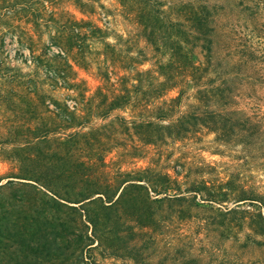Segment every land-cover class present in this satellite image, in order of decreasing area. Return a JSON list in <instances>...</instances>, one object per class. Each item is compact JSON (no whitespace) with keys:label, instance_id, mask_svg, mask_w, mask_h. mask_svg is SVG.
I'll use <instances>...</instances> for the list:
<instances>
[{"label":"rangeland","instance_id":"1","mask_svg":"<svg viewBox=\"0 0 264 264\" xmlns=\"http://www.w3.org/2000/svg\"><path fill=\"white\" fill-rule=\"evenodd\" d=\"M15 1L5 0L6 7L0 11V185H5L7 180L14 181V184L0 188V227L1 222L8 223L16 218L25 225L29 221L31 226L38 227L41 226L39 223H44L49 227L43 220L32 222L37 211L40 213L50 206L48 196L37 191L40 189L37 184L35 189L21 183L32 181L8 177L15 173H38L42 168L39 162L26 157L35 155L41 159L53 146L52 142L39 145L31 142L38 128L46 126L52 131L55 127L53 123H35V115L28 111L34 110L37 97L33 94L39 90L58 101L65 94H70V91L62 89L59 92L48 89L52 82L47 77L54 73L58 64L65 62L54 58V55L61 54L60 47L54 44V38L63 33L59 27L67 26L71 17H75L87 23L84 26L89 28L93 23L100 24V17L83 13L84 8L75 6L73 0H47L51 6L48 12L41 10V0H27L23 6L11 5ZM93 1L110 15L107 20L111 24L108 30L102 27L101 33H93L96 40L84 41L80 52L83 58L78 62L79 67L74 65L76 78L84 81L90 92L102 87L104 77H110L111 82L125 77L128 84H136V71H153L159 61L165 62L166 56L153 51L136 36L135 26L116 0ZM175 1L202 2L213 7L212 63L216 67V75L209 77L215 81L225 78L224 87L235 97V105L228 107L258 119V123H251L252 126L231 123L225 135L199 127L182 138L166 140L158 150L146 154L137 163V167H145L151 158L169 169L172 178L175 177L179 183V190L167 193H177L186 198L179 216L171 214L179 207L178 204L167 202L158 209L157 221L142 227L131 219H136L137 214L124 202L111 209L101 208V233L97 238L100 247H94L97 242L86 247L90 242L85 235H92L90 225L86 223L85 227L79 223L78 208L60 207L57 213L66 219L67 227L64 233L59 231V225L55 227L60 233L57 238L66 233V237L72 239L71 227L76 224L75 231L82 236L75 252H72L75 249L73 241L62 249L65 255L60 259L68 255V264H264V245L256 244V241H264V236L248 229V212L254 215L255 209L248 201H235L241 190H253L264 195V0ZM107 44L109 47L105 48ZM195 51L198 52L197 49ZM106 52L109 56L103 63L106 58L102 53ZM198 58L202 59L200 55ZM183 79L185 77L177 78L178 81ZM141 81L142 88L146 90L149 78L141 76ZM182 85L178 83L167 97L177 96L182 88V104H196L193 94L188 96L194 93L192 86L184 89L185 85ZM28 90L32 92L28 94L33 98L30 102L26 99ZM252 107L258 111H253ZM184 110L182 107L181 111ZM101 126L107 127L101 128L97 136L116 134V126L109 123H85L81 129L87 132L92 127ZM130 140L125 138L126 143ZM26 142L28 144L24 146ZM118 153L117 148L104 152L105 161L109 164L107 170L117 169L110 162L120 160ZM15 159L19 163L16 164ZM175 166H179L177 176L171 170ZM122 167L127 171L134 169L131 164ZM89 172L91 177L96 176L100 181L113 177L112 171L103 174L100 170ZM203 183L210 188L205 191L210 196L220 193L219 190L226 192V201L212 204L201 202L202 198L195 196L196 204H193L192 190L202 187ZM41 191L48 194L44 189ZM14 196L18 201H14ZM146 208L140 209L144 215ZM10 243L6 238L1 239L0 264L34 263L31 259L14 261ZM81 250L82 257H77Z\"/></svg>","mask_w":264,"mask_h":264},{"label":"trees","instance_id":"2","mask_svg":"<svg viewBox=\"0 0 264 264\" xmlns=\"http://www.w3.org/2000/svg\"><path fill=\"white\" fill-rule=\"evenodd\" d=\"M17 1L11 5L23 6L24 2H27ZM116 1L122 8L121 11L126 13L135 26L136 36L153 51L166 56L165 62L159 61L153 71H136V84H128L125 77H119L115 82H111L110 77H104L102 87L90 92L88 85L76 78L74 65L79 67L78 62L83 58L80 52L84 41L90 38L96 40L93 33H101L102 27L108 30L111 22L107 20L109 14L101 10L102 6L96 1L73 0L75 6L84 8L83 13L99 16L98 22L101 25L96 22L87 28L84 26L87 23L71 17L67 26L59 27L63 33L54 38L56 43L52 42L59 46L61 51V54L54 55V58L65 62L58 64L50 75L44 71V74L49 75L47 79L52 82L48 89L52 92L62 89L70 91V94L61 97V101L45 95L42 90L33 94L37 97L35 108L28 113L35 115V123H53L55 129L49 131L46 126L40 130L38 128L31 142L36 145L52 142L53 146L51 151H45L41 159L35 155L26 157L28 160L39 162L42 168L38 173H15L8 177L32 181L21 183L35 189L37 184L40 188L37 191L48 196L50 206L40 213L37 211L32 222L43 220L49 227L44 223H39L41 226L38 227L31 226L29 221L25 225L17 218L8 223L1 222L0 242L2 238L11 242L14 261L26 262L31 259L34 263L30 264H68V255L60 259L65 255L62 249H65L66 243L73 241L75 249L72 252H75L80 246L79 240L82 236L76 233V224L71 227L74 235L72 239H68L66 233L57 238L60 233L55 227L59 225V231L63 233L67 227L66 219L57 213L60 207L66 206L72 210L78 208L79 223L90 225L92 235H85L86 240L90 242L86 247L94 245L95 242L97 243L94 247H100L97 238L101 233V208L111 209L124 202L137 214L136 219H131L142 227L154 224L157 221L158 209L167 202L178 204L179 207L171 214L179 216L186 198L176 195L177 193H167L169 190H179V183L175 177L172 178L169 169L151 158L145 167H137V163L146 157V154L158 150L166 140L182 138L199 127L208 128L217 135H225L231 123L249 126H252L251 123H258V119L228 107L235 105V97L224 87L225 78L215 81L209 77L216 75V67L212 63V37L215 32L212 24L215 13L211 5L175 0ZM39 2L43 3L41 10L48 12V7L51 6L47 4V0ZM4 4L5 0H0V11L6 7ZM95 8L99 11L95 12ZM107 47L109 44L105 46ZM108 53H102L106 58L103 63L107 62ZM199 55L202 59L198 58ZM109 60L111 61V55ZM144 75L150 80L146 90L141 84V76ZM178 77L185 79L178 81ZM177 82L185 85L184 89L188 85L192 86L194 93L188 96L192 97L193 94L196 104H182V88L177 96L167 97V93L177 87ZM28 94L32 92H26L27 101H33ZM182 107L184 111H181ZM252 109L256 111V107ZM85 123H109L116 126V134H111L110 137L97 136L100 129L107 126L92 127L90 131L84 132L81 128ZM66 130L71 131L65 133ZM125 138H130V143H126ZM27 144L26 142L23 145ZM114 148L119 149L120 160L110 162V165L117 166L116 170H107L109 164L103 154ZM14 162L17 164L19 160L15 159ZM119 162L121 164H118ZM124 164H131L134 169L124 170ZM90 170H100L101 174L112 171L113 177L108 181H100L96 176L91 177ZM171 170L177 176L179 166ZM11 184H14V181L7 180L5 183L7 187ZM5 185H0V188ZM206 189L210 188L203 183L202 187L192 190L193 204H196L195 196H200L201 202L212 204L226 201V192L219 190L221 194L210 196L205 192ZM150 193H153V196ZM239 193L241 195L235 198V201H248L255 209L254 215L248 212V229L264 236V195L253 190H241ZM158 195L162 196L157 197ZM13 198L18 201L15 196ZM71 204L75 206H68ZM140 204L142 206H139ZM141 207L147 209L145 215L140 211ZM256 244L264 245V241H256ZM77 257H82V250Z\"/></svg>","mask_w":264,"mask_h":264}]
</instances>
